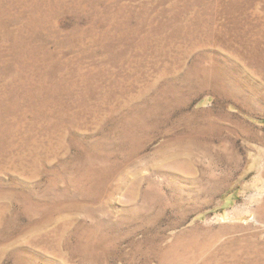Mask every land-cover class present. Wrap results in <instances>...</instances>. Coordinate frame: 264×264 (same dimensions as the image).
Segmentation results:
<instances>
[{"label":"rangeland","instance_id":"1","mask_svg":"<svg viewBox=\"0 0 264 264\" xmlns=\"http://www.w3.org/2000/svg\"><path fill=\"white\" fill-rule=\"evenodd\" d=\"M0 264H264V0H0Z\"/></svg>","mask_w":264,"mask_h":264}]
</instances>
